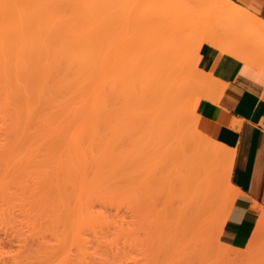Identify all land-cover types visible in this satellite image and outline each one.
Wrapping results in <instances>:
<instances>
[{
	"label": "rangeland",
	"instance_id": "1",
	"mask_svg": "<svg viewBox=\"0 0 264 264\" xmlns=\"http://www.w3.org/2000/svg\"><path fill=\"white\" fill-rule=\"evenodd\" d=\"M167 1L100 11L95 75L79 89L39 87L32 77L17 89L0 76V264H264L261 222L246 250L221 252L226 181L200 230L188 229L177 184L178 203L164 209L173 195L162 156L174 154L178 136L194 137L207 93L200 49L234 42L212 29L213 10L208 28L191 18L207 15L198 3Z\"/></svg>",
	"mask_w": 264,
	"mask_h": 264
},
{
	"label": "bare ground",
	"instance_id": "2",
	"mask_svg": "<svg viewBox=\"0 0 264 264\" xmlns=\"http://www.w3.org/2000/svg\"><path fill=\"white\" fill-rule=\"evenodd\" d=\"M117 1V4H119L120 0ZM174 1H176L175 3L180 4L181 0H168L166 2L168 4L166 5L169 7H179ZM186 1L189 4L198 3L201 5V8L198 6L200 9L207 11V15L203 13L204 17L199 13L195 14V12L191 15V18L197 17L198 19V17H200L199 22H201L202 25H204V23L207 25L210 18L211 21L212 19L214 20L215 16L211 13H216L217 17L215 19L216 21H213L215 23L212 22L214 25L212 29L219 31L220 36H228L234 40L232 44H228L226 47L222 48V50L237 56L247 57V49H250L251 47L249 44L256 39L263 38L264 40V22L255 17L256 15H253L244 7L238 6L231 0H217V4L215 3L216 5L211 8L207 3L209 2L208 0H194L193 2H191L192 0ZM186 1L184 0L183 3ZM113 2L116 1L0 0V76H2V79L7 81L10 80L9 82L12 87H16L17 89H21V79L26 80L27 77L29 80L32 77V82L38 83L39 87L44 86L50 81L54 82L59 89H79L81 85L93 81L98 53V14L102 10L107 11L117 5L114 3L115 5L112 6ZM126 2L128 3V1ZM120 3L124 4L125 2L122 0ZM126 4L123 6H126ZM119 6L121 5L119 4ZM186 7L189 6L187 5L184 8ZM211 10L213 11L211 12ZM106 16L108 18V14L104 15V18ZM201 18H204V20H201ZM205 27H208V25ZM260 41L262 42V39H260ZM260 41H256L255 44L257 45ZM263 44L264 41L262 43V46L264 47ZM247 46H249V48H247ZM262 46H257V49L260 50ZM250 61L251 60H249V62ZM200 76H202L201 82L203 84L201 89L208 91L214 88L215 90V77L214 80L211 74L205 75L204 73L199 74V77ZM36 87L38 88V85ZM25 98L26 102H28L29 99L27 97ZM169 108L170 105L167 106V108L165 106L160 107V110H168ZM193 117L196 116L193 115ZM174 119V124L180 122V119L179 122L178 118ZM195 130L200 138L195 139V137H197L196 133L195 135H192L194 136L192 137L194 139L188 138L191 137L190 134H188L189 136H187V134H185L186 136L183 134V137L182 135L181 137L178 136L175 147L176 151H174V154L171 156H162L167 160V164L170 165L166 170L167 176L165 174L166 182L167 184H170L169 191L171 192V189L176 191L174 190L176 184L177 188L180 187L179 193L177 194H179L178 196L180 199H183L184 202L181 200V203L184 208L182 205L181 207H176H179L177 209H180V211L181 208H183L185 215L189 214L190 218H188V215L186 216V221L189 222L187 223L188 229L189 227L198 229L200 227L198 224H201L202 221L204 222L209 217V213L212 212L211 210L213 209V206L217 204L216 201L220 196V194L218 195V192L219 185L222 181L228 183L230 190L231 187H233L230 179L234 158L232 152L224 148L221 143L218 144L214 142V138L212 140L204 136V134H202L197 128V122ZM162 157L160 164L163 166L166 162L162 163V160H164ZM218 161L223 163H221L223 165H221V167H223L221 173L220 169L217 167ZM166 167L168 166L166 165ZM226 182L224 184H226ZM167 184H165V187ZM165 190L163 194H165ZM172 192L170 195H173V199L169 197V201L171 199L170 203H168V200V202L165 201V204H167V206L164 205L166 206L164 208L165 210L169 207L172 200H175V194ZM234 193L233 195L235 197L236 195ZM229 194L231 193L229 192ZM231 197L232 196L230 195L228 198L233 201V198ZM228 198L226 196L225 201ZM176 200L178 201V198ZM176 200L175 202H177ZM177 203L175 204L178 205ZM225 204L222 209L226 211L230 210L231 206L229 203L227 205L229 208L227 209L224 207L226 206ZM232 204L233 202L231 205ZM171 208L174 207L171 206ZM185 208H187L188 212L184 210ZM167 209H170V207ZM166 213H168L167 210ZM180 213L181 212H179V215ZM227 213L225 215L226 217ZM178 216L176 215L174 220L175 218H178ZM219 217H221V215H219ZM176 220L177 223H175L178 225L179 221L178 219ZM220 222L222 221L220 220ZM260 222L264 224L263 212ZM175 223L174 225H176ZM223 223L225 224L223 221L220 224L221 226H218L217 228H222V226H224ZM179 224H181V222ZM171 225H173L172 220ZM259 227L260 225L257 226L250 244L247 247L257 240ZM200 229L201 228H199V230ZM190 232L189 236L191 237ZM194 232L196 235L197 231ZM192 238L194 239V236H192ZM235 247L233 245L232 247L230 245L224 246L221 249V252L225 255H234L237 254L235 251L241 253L247 248L240 250Z\"/></svg>",
	"mask_w": 264,
	"mask_h": 264
},
{
	"label": "crops",
	"instance_id": "3",
	"mask_svg": "<svg viewBox=\"0 0 264 264\" xmlns=\"http://www.w3.org/2000/svg\"><path fill=\"white\" fill-rule=\"evenodd\" d=\"M231 1L264 22V0ZM260 39L249 44L247 57L228 53L214 43H204L198 56L199 69L215 77L216 86L197 101V128L234 157L233 201L219 229V240L240 250L250 244L264 213V40ZM260 45L262 50L257 49Z\"/></svg>",
	"mask_w": 264,
	"mask_h": 264
}]
</instances>
